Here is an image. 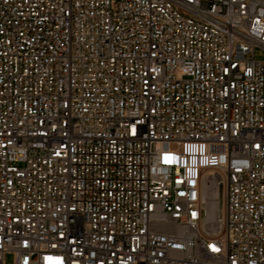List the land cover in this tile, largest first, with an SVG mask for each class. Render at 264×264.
Masks as SVG:
<instances>
[{"label": "built area", "instance_id": "built-area-1", "mask_svg": "<svg viewBox=\"0 0 264 264\" xmlns=\"http://www.w3.org/2000/svg\"><path fill=\"white\" fill-rule=\"evenodd\" d=\"M257 49L264 0H0V264H264Z\"/></svg>", "mask_w": 264, "mask_h": 264}, {"label": "rangeland", "instance_id": "rangeland-1", "mask_svg": "<svg viewBox=\"0 0 264 264\" xmlns=\"http://www.w3.org/2000/svg\"><path fill=\"white\" fill-rule=\"evenodd\" d=\"M255 55H256L257 58H264V51L260 50V49H257ZM12 259H13L12 255H8L7 256V260L8 261H12Z\"/></svg>", "mask_w": 264, "mask_h": 264}, {"label": "bare ground", "instance_id": "bare-ground-1", "mask_svg": "<svg viewBox=\"0 0 264 264\" xmlns=\"http://www.w3.org/2000/svg\"><path fill=\"white\" fill-rule=\"evenodd\" d=\"M213 193H214V191L212 189H209L207 192V195L209 197H211V196H213ZM211 206H212V208H214L215 207L214 203H211ZM209 219H212V212H210V214H209Z\"/></svg>", "mask_w": 264, "mask_h": 264}]
</instances>
